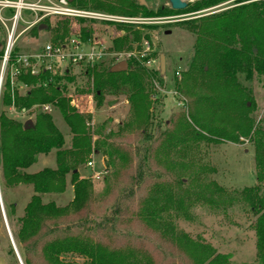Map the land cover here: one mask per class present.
<instances>
[{
	"label": "trees",
	"instance_id": "trees-1",
	"mask_svg": "<svg viewBox=\"0 0 264 264\" xmlns=\"http://www.w3.org/2000/svg\"><path fill=\"white\" fill-rule=\"evenodd\" d=\"M226 1L230 0H201L187 5L183 10L197 12ZM246 2L249 3L232 7L222 14L186 22L182 26L195 36V47L187 70L182 73V79H176V92L188 95L199 86L200 79H205L202 84L214 83L222 94L216 97L217 100L212 96H204L205 99L201 96L198 101L190 103L189 107L192 106L195 110L190 114L191 120L198 123L207 135L204 132L199 133L188 122L177 128L178 138H174L171 131L158 137L161 134L159 125L150 132L148 127L152 124L153 106L155 103L160 104L164 98L161 96L153 100V95L157 93L154 84L157 82L162 87L164 78L160 70L147 66L148 59L127 60L129 68L126 72L112 73L111 68L114 65L107 66L104 62L86 68L93 81L98 106L101 107L104 103L106 95L118 96L126 92L133 117L137 122L142 121L144 128L134 150L126 151L121 146L108 145L110 154L117 155L119 160L127 162L134 155L136 163L130 176L131 185L118 197L112 214L99 221L93 218L95 212L92 207V184L80 178L79 168L85 164L88 156H95L100 150L92 144L86 116L77 113L71 105L67 86L60 82L57 74L49 71H42L35 76L21 71L17 82L28 87L24 94L13 88L9 78L5 81L1 95L4 107L28 111L42 105H53L72 134L70 148H65L64 136L55 125L52 115L37 109L33 126L25 129V122L7 116L4 109L0 110L1 187L3 189L25 184L31 185L34 191L24 209L23 218L19 220L17 243L23 264H132L128 258L137 259L139 253L142 254L145 264H165L171 260L170 256L178 257L176 246L184 249L187 264H229L226 255L217 254L207 243L194 241L189 236L176 232L167 223L161 226L164 228L162 236L172 242V245L157 249L153 253L150 249L152 246L146 241L142 231H135L134 223L137 220L134 212L129 210L133 209L137 202L136 195L140 194L138 201L145 212L144 221L153 224L157 217L169 211L168 205L173 204L177 209L191 205L190 196H187L186 201L170 199L167 205L158 204L159 197L153 201L142 198V189L156 175L152 164L159 149L165 146L168 149L176 148L180 142L186 145L183 149L185 150L192 146L188 140H205L211 143H218L223 137L231 142L238 140L237 136H225L221 129L211 127L207 121L198 119V114L203 112L202 104L211 112L210 115L215 116V120L219 119L216 113L221 108L239 110L245 92L238 82V73H256L264 78V0H236L237 4ZM105 4L102 0H79L81 7L89 6L96 10L104 9ZM106 8L110 13L130 18L181 13L161 7L155 10L146 9L136 0H116ZM54 23H45V31L54 33V42L69 36L67 21ZM39 31V26H36L31 33L37 35ZM82 31L86 36L91 33L87 26ZM128 41V35L116 38L113 47L121 49ZM16 50L20 51L18 47ZM243 134L248 135L249 132L243 130ZM53 151H56L55 169L44 168L37 173L27 171L34 166L39 155H49ZM256 158L261 187L253 186L244 190L242 197L249 202L254 200V207H258L259 216L255 223L257 256L259 264H264V197L260 196V190L263 188L264 191V146L257 150ZM68 175H71L74 187L75 199L72 204L59 206L54 202L45 203L42 195L65 192ZM154 186L158 188L157 183ZM181 256L182 254L179 255Z\"/></svg>",
	"mask_w": 264,
	"mask_h": 264
},
{
	"label": "rangeland",
	"instance_id": "rangeland-1",
	"mask_svg": "<svg viewBox=\"0 0 264 264\" xmlns=\"http://www.w3.org/2000/svg\"><path fill=\"white\" fill-rule=\"evenodd\" d=\"M136 1L139 3L138 0ZM183 1L187 5H193L201 0ZM102 2L106 4L105 8L100 10L113 14L108 12L106 7H110L116 0H102ZM247 3L249 2L237 4L236 0H230L197 12L182 9L181 13L176 14L148 18L132 17L137 19L136 23L125 25V27L117 25L110 27L109 30L115 34L121 28L125 30L129 36V43L124 44L121 49H115L112 43L110 54L103 61L105 65H116L117 59L119 61L133 58L148 59L147 66L160 70V55L165 56L164 84L161 87L155 82L157 93L153 95V100L161 96L164 98L160 104L155 103L153 106L152 124L148 127L150 132L159 125L161 134L158 137L171 131L174 138H178L177 128L187 122L199 133L205 131L198 123H193L191 120L190 114L195 110L192 106L189 107L190 103L194 100L198 101L201 96L203 98L212 96L217 100L216 97L222 94L214 83L202 84L205 79H200L199 86H196L195 90L188 95L176 92V79H182V73L186 72L195 47V36L182 26L186 22L222 14L232 7ZM143 6L151 10L157 7L172 9L169 0H144ZM83 7L89 8V6ZM3 38L4 34L0 29V40ZM106 38L108 42L109 35ZM53 39L54 33L51 31L41 30L37 35H32L29 31L18 40L17 47L21 51L34 53ZM145 43H148L149 47ZM125 53L134 54L129 58H121L120 55ZM52 74H57L60 82L67 86V96L71 98V105L76 112L86 116L92 144L100 150L97 155L88 156L85 164L79 168L80 178L92 184V207L95 212L93 218L99 221L112 214L118 197L126 187L131 185L130 176L135 170L136 163L134 155L130 156L131 159L127 162L119 160L117 155L110 154L108 145L121 146L126 151L134 150L141 132L144 131L143 124L142 121L137 122L136 118L134 119L126 92L118 96L106 95L104 103L99 107L93 81L86 68L81 69L75 66L70 67L67 73L52 72ZM237 79L245 92L243 103L238 107L239 110L221 108L216 113L219 119L215 120V116L210 115L211 112L202 104L200 109L203 112L198 114V119L207 121L211 127L221 129L225 136H237V141L231 142L224 137L219 139L218 143L188 140L192 144L191 148L183 150L186 145L178 142L176 148L168 149L165 146L153 157L152 167L156 175L153 181L142 189V198L153 201L154 198L159 197L158 204L163 205L170 199L186 201L187 196H190L192 200L191 205L184 206L183 209H177L173 204L168 205L169 211L157 217L153 224H149L144 221L145 212L142 211L143 206L138 201L141 196L136 195L137 202L129 211L134 212L137 220L134 223L135 231H142L146 241L151 244L150 249L153 253L157 249L172 245V242L162 236L164 228L161 226L167 223L173 226L176 232L183 233L194 241L207 243L215 249L217 254L226 255L229 258V264H259L255 229L259 216L258 207H254V200L249 202L243 198L242 192L253 186L261 187L262 184L258 174L256 153L264 146V78L256 73L249 75L238 73ZM27 90V87L19 89L21 94ZM109 101L116 103L109 106ZM3 109L7 116L13 119L34 122L38 108L23 112L22 109L15 107H4L1 100L0 110ZM50 115L53 116L55 125L64 136V147L70 148L72 134L62 115L56 107ZM243 130L248 131L249 134L244 135ZM90 158L94 159L97 172L103 173V170H106L100 181L91 177L93 171L87 166ZM56 167V151H53L49 155H39L37 162L27 171L37 173L44 168L55 169ZM66 180L67 186L64 193L42 195L43 201L54 202L59 206L72 204L75 196L71 175H68ZM155 183L158 188L154 186ZM260 191V196L264 197L263 188ZM155 192L160 195L157 196ZM33 195L31 185L22 184L18 187L2 189L0 182V196L7 220L6 223L0 203V264H19L9 231L18 248L19 220L23 218L24 209ZM169 238H171V231ZM175 250L178 257L169 255L171 260L166 261L165 264H187L184 259V249L176 246ZM180 254H182L181 257H179ZM128 260L132 264H145L140 253L137 259L129 257Z\"/></svg>",
	"mask_w": 264,
	"mask_h": 264
},
{
	"label": "built area",
	"instance_id": "built-area-1",
	"mask_svg": "<svg viewBox=\"0 0 264 264\" xmlns=\"http://www.w3.org/2000/svg\"><path fill=\"white\" fill-rule=\"evenodd\" d=\"M49 21H67L69 36L62 41L51 40L34 53L16 50L17 42L23 35ZM136 21L137 19H128L102 10L81 7L79 0H0V29L4 34V38L0 40V98L8 78L13 88L18 91L27 87L17 82L21 71L35 76L42 71L67 73L70 67L84 69L100 64L109 56L113 41L127 36V32L122 28L115 34L109 30L110 27H122ZM84 26L91 31L89 36L82 31ZM145 45L148 46V43ZM133 54L125 53L120 56L129 58ZM117 60L119 62V59ZM37 108L50 114L54 106L42 105ZM22 111L26 112V109ZM87 125L89 126V123ZM87 166L93 171L91 177L94 180H102L106 170H103V173L97 172L93 158L87 161Z\"/></svg>",
	"mask_w": 264,
	"mask_h": 264
},
{
	"label": "water",
	"instance_id": "water-1",
	"mask_svg": "<svg viewBox=\"0 0 264 264\" xmlns=\"http://www.w3.org/2000/svg\"><path fill=\"white\" fill-rule=\"evenodd\" d=\"M138 1H139V3L141 5H144V0H138ZM169 3L171 5V8L173 10H176V11H181L182 9L187 7V3L184 2L183 0H169ZM46 29H47L46 25H40V27H39V30H46ZM159 62H160L161 75H164L165 72H166V62H165V56L164 55H160ZM128 68H129V64L127 63V61L122 60V61L117 62V64L114 65L111 68V72L112 73L126 72L128 70ZM115 103H116L115 101H109L108 105L109 106H113ZM32 126H33V121L32 120H27L24 123V128L25 129H28V128L32 127ZM74 172H77V170H75ZM0 203H1V206H2V213L4 215L3 203H2L1 196H0ZM4 216H5V222L7 223L6 215H4ZM9 233H10L11 244H12V247L14 248V250H15V253H16L18 261H19V264H23L21 256H20V253L18 251V248H16V246H15L12 234H11L10 231H9Z\"/></svg>",
	"mask_w": 264,
	"mask_h": 264
},
{
	"label": "crops",
	"instance_id": "crops-1",
	"mask_svg": "<svg viewBox=\"0 0 264 264\" xmlns=\"http://www.w3.org/2000/svg\"><path fill=\"white\" fill-rule=\"evenodd\" d=\"M18 121H20V120H18ZM30 170V169H29Z\"/></svg>",
	"mask_w": 264,
	"mask_h": 264
}]
</instances>
